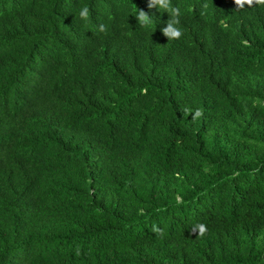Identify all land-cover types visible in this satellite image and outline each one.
<instances>
[{
  "label": "trees",
  "instance_id": "16d2710c",
  "mask_svg": "<svg viewBox=\"0 0 264 264\" xmlns=\"http://www.w3.org/2000/svg\"><path fill=\"white\" fill-rule=\"evenodd\" d=\"M171 3L0 0V264H264V3Z\"/></svg>",
  "mask_w": 264,
  "mask_h": 264
},
{
  "label": "clouds",
  "instance_id": "9594fccd",
  "mask_svg": "<svg viewBox=\"0 0 264 264\" xmlns=\"http://www.w3.org/2000/svg\"><path fill=\"white\" fill-rule=\"evenodd\" d=\"M257 0H234L235 6L239 4V7L243 8L245 3L251 6L256 3ZM260 3H264V0H259ZM148 7H155L160 12L168 13V20L166 21V26L162 27L160 31L167 37L168 40L178 39L182 36V27H181V17L183 15L179 7L173 6L171 0H148ZM78 16L82 21L89 19V9L81 7L78 11ZM137 21L140 26H150L154 23L153 16L146 14L144 11H138L136 14ZM103 25H100L101 30ZM199 111L195 112V115H199ZM192 115V114H191ZM199 231L203 233L205 227L203 224L199 225Z\"/></svg>",
  "mask_w": 264,
  "mask_h": 264
}]
</instances>
